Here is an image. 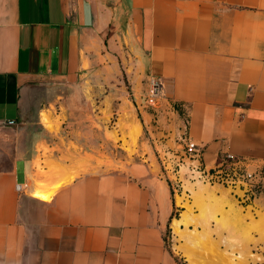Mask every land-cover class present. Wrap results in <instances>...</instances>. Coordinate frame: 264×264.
Instances as JSON below:
<instances>
[{
	"label": "crops",
	"instance_id": "obj_1",
	"mask_svg": "<svg viewBox=\"0 0 264 264\" xmlns=\"http://www.w3.org/2000/svg\"><path fill=\"white\" fill-rule=\"evenodd\" d=\"M98 67L124 68L139 98L161 85L142 127L170 138L121 169L45 152L21 122L37 85ZM184 127L209 165L231 153L264 181V0H0V264H179L151 151Z\"/></svg>",
	"mask_w": 264,
	"mask_h": 264
},
{
	"label": "rangeland",
	"instance_id": "obj_2",
	"mask_svg": "<svg viewBox=\"0 0 264 264\" xmlns=\"http://www.w3.org/2000/svg\"><path fill=\"white\" fill-rule=\"evenodd\" d=\"M161 97L152 96L147 89L139 98L124 68L106 72L98 67L84 71L77 79L51 78L37 85L24 97L21 122L26 126L27 140L43 143L40 147L45 152L60 153L66 160L79 152L86 156L83 167L92 164L116 170L143 158V150L139 151L142 141L170 138L168 133L153 138L142 127L145 111L153 114L152 124L159 125ZM185 131L184 127L174 137L175 150L183 155ZM151 153L170 187L174 208L165 222V244L179 264H264L263 180H256L254 192L247 191L241 199L243 186L232 190L204 183L190 177L186 167L177 176L168 175L162 147ZM201 160L208 169L220 162L209 165L204 150ZM38 167L43 169L39 160ZM180 220L177 229L176 221Z\"/></svg>",
	"mask_w": 264,
	"mask_h": 264
},
{
	"label": "built area",
	"instance_id": "obj_3",
	"mask_svg": "<svg viewBox=\"0 0 264 264\" xmlns=\"http://www.w3.org/2000/svg\"><path fill=\"white\" fill-rule=\"evenodd\" d=\"M160 86L159 81H153L150 94L155 97L158 96L160 94ZM181 139L183 142L181 146L184 147V155L183 152L179 154L177 153V149L175 150L178 145L163 143L162 149L164 151V157H162V162H168L165 166L168 175L173 174L177 176L182 167H186L190 177L201 180L204 183H218L232 188V190L243 186L244 192L240 196L241 199H243L247 191L254 192L255 182L260 179H257L256 173L248 170L247 163L244 159L238 158L231 153H226L221 157L216 167L208 169L206 166H203V161L201 160L203 148L189 139L187 128ZM246 185L249 186L248 189Z\"/></svg>",
	"mask_w": 264,
	"mask_h": 264
},
{
	"label": "bare ground",
	"instance_id": "obj_4",
	"mask_svg": "<svg viewBox=\"0 0 264 264\" xmlns=\"http://www.w3.org/2000/svg\"><path fill=\"white\" fill-rule=\"evenodd\" d=\"M44 120H45V122L47 123V125L49 126V127H51L52 125H51V122H50V120H49V118L47 117V116H45L44 117ZM59 186V184L58 185H55L54 187H53V189L51 190V191H41V190H38L37 192H36V196L37 197H39V198H41V199H44V200H49L50 198H51V195H52V193L54 192V190L57 188ZM201 188V190L203 191L204 190V188L201 186L200 187ZM185 205V204H184ZM183 216H185L184 214H183ZM186 217V216H185ZM184 220V219H183ZM180 222H181V220L180 221H176V226H177V229H178V227H179V224H180ZM189 237V236H188Z\"/></svg>",
	"mask_w": 264,
	"mask_h": 264
}]
</instances>
